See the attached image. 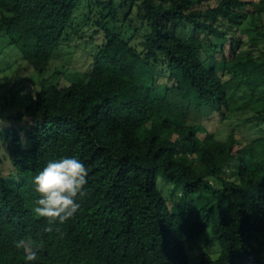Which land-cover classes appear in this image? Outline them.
Returning <instances> with one entry per match:
<instances>
[{"label": "trees", "instance_id": "16d2710c", "mask_svg": "<svg viewBox=\"0 0 264 264\" xmlns=\"http://www.w3.org/2000/svg\"><path fill=\"white\" fill-rule=\"evenodd\" d=\"M262 13L264 0H0V33L39 74L80 32L77 14L101 34L87 79L45 85L21 112L0 113V264H191L188 243L214 221L221 253L197 264H264V133L220 138L214 121L199 136L202 122L179 116L187 103L225 120L245 87L260 102L246 121H264ZM245 32L258 53L242 47ZM71 155L88 170L86 195L45 232L33 177ZM160 174L182 187L181 210Z\"/></svg>", "mask_w": 264, "mask_h": 264}, {"label": "rangeland", "instance_id": "374dc122", "mask_svg": "<svg viewBox=\"0 0 264 264\" xmlns=\"http://www.w3.org/2000/svg\"><path fill=\"white\" fill-rule=\"evenodd\" d=\"M82 6L86 7L87 3ZM82 11H79V13ZM82 17L83 14L82 16L77 14L74 19L75 25L81 29L78 35H74L69 42L61 46L55 53L51 65L43 74L37 73L23 59L21 49L15 43H12L8 34L0 33V113L9 116L21 112L27 105V95L35 93L45 85L57 82L67 85L75 80L87 79V73L93 66L92 53L101 40V34L98 33L93 37L94 28L85 24ZM256 20V24L260 25L258 30H264L261 26V24H264V13L259 14ZM126 34L130 35L131 33L127 32ZM144 36L143 32H137L133 35L132 42L140 45ZM259 36L260 38L264 37L262 34H259ZM242 39L244 40L242 47L255 53L260 51L246 32L242 33ZM159 77V83L164 84L166 78ZM249 92L248 89L242 87L235 93L231 99L233 102L232 110L225 120L218 119L197 108H192L189 111L187 103L180 105L179 116H183V112L186 111V118L192 121H201L204 126L199 128V136H204L209 130L210 123L217 121L214 126L217 137L225 138L229 130L235 128L242 135L241 140L245 141L251 135L264 133V121L257 123L254 120L251 123L246 121L248 118H253L257 112L255 107L260 104V102L255 103L250 98ZM254 95L255 98L264 99V89H258ZM170 97L173 101L177 100L174 95ZM6 129L7 124L0 120V134L4 133ZM143 134L144 132H142ZM157 185L166 197L170 208L174 211L181 210L184 204L182 187L166 180L162 174L158 176ZM213 223L215 221L210 224L206 231L188 243L191 264H197L204 256L214 259L220 255L221 246L215 239ZM26 245L29 251L37 249L30 241H27Z\"/></svg>", "mask_w": 264, "mask_h": 264}, {"label": "clouds", "instance_id": "9594fccd", "mask_svg": "<svg viewBox=\"0 0 264 264\" xmlns=\"http://www.w3.org/2000/svg\"><path fill=\"white\" fill-rule=\"evenodd\" d=\"M88 170L75 155L49 160L33 177L34 190L38 194L32 212L36 217L46 218L52 232L53 224H64L80 208L79 199L86 195ZM59 231V228L55 229ZM19 246V245H18ZM34 251H27L26 261L35 259Z\"/></svg>", "mask_w": 264, "mask_h": 264}]
</instances>
